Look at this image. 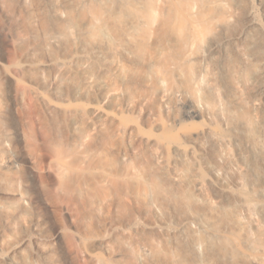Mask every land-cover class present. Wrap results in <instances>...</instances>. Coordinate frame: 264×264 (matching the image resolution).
I'll return each instance as SVG.
<instances>
[{
  "label": "bare ground",
  "instance_id": "1",
  "mask_svg": "<svg viewBox=\"0 0 264 264\" xmlns=\"http://www.w3.org/2000/svg\"><path fill=\"white\" fill-rule=\"evenodd\" d=\"M256 2L0 0L8 48L90 53L66 71L74 95L116 100L100 63L113 54L125 62L114 66L119 87L150 129H121L149 150L148 180L118 171L111 137L97 142L112 156L102 161L115 187L149 193L176 220L175 254L153 248L152 264H264V0ZM87 113L106 116L96 105ZM46 147L67 156L51 137Z\"/></svg>",
  "mask_w": 264,
  "mask_h": 264
},
{
  "label": "rangeland",
  "instance_id": "2",
  "mask_svg": "<svg viewBox=\"0 0 264 264\" xmlns=\"http://www.w3.org/2000/svg\"><path fill=\"white\" fill-rule=\"evenodd\" d=\"M258 18L263 22L261 11ZM18 51L0 35V264H136L140 258L152 264L153 248L175 254L176 220L161 215L149 193L115 187L114 169L103 163L112 156L98 149L111 137L118 171L148 180L149 150L121 129H150L119 87L114 66L122 68V58L113 54L100 63L117 96L109 102L99 92L94 99L72 92L75 81L66 71L89 52L72 48L52 58ZM93 105L106 116L88 114ZM47 137L66 151L64 159L52 156Z\"/></svg>",
  "mask_w": 264,
  "mask_h": 264
}]
</instances>
